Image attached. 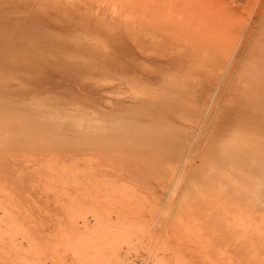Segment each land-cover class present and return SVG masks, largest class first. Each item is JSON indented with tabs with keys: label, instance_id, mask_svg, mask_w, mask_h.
I'll use <instances>...</instances> for the list:
<instances>
[{
	"label": "rangeland",
	"instance_id": "obj_1",
	"mask_svg": "<svg viewBox=\"0 0 264 264\" xmlns=\"http://www.w3.org/2000/svg\"><path fill=\"white\" fill-rule=\"evenodd\" d=\"M153 1L0 0V264H264V0H196L175 66Z\"/></svg>",
	"mask_w": 264,
	"mask_h": 264
},
{
	"label": "bare ground",
	"instance_id": "obj_2",
	"mask_svg": "<svg viewBox=\"0 0 264 264\" xmlns=\"http://www.w3.org/2000/svg\"><path fill=\"white\" fill-rule=\"evenodd\" d=\"M195 1L196 0H154L153 3L149 5L152 6L150 9L148 6L149 11L143 7L145 3L141 4V12H136L135 10V21L137 22V29L139 28L137 40L139 38L142 39L144 36L143 32L147 31L150 35V38H148L149 35L147 34L149 43L159 48V51L162 49L164 53L160 56L165 58V61L167 60L171 65H181L183 62L181 59H186L191 55L205 56L214 54L225 37L224 35H219L220 33H216V31L211 28L210 23L203 20L200 15L201 10L199 3ZM233 1L235 3L237 2V0ZM228 6L225 0L224 8L226 9ZM260 21L263 23L262 17ZM260 21L259 18H257L254 25L256 26ZM242 40L240 38L238 42L246 43V41ZM162 51L160 53H162ZM262 59L264 61V56ZM231 60L232 59H230L229 62H231ZM165 64L167 65V63ZM229 70L226 71L229 72ZM228 72H225L226 75ZM263 88L264 87L258 88V90H252V87L243 89L246 102L252 103V101H255L256 105L260 107V111L257 112L259 115H257V119L255 118V124H252V126L256 128L257 124L260 125L261 130L258 129L260 130V134L256 136L262 139H264ZM250 94H252L253 99H249ZM246 129V132H248L250 128ZM242 134H244V132H242L241 135ZM236 145L237 148L234 146L235 151L236 149L238 151V148L240 150L245 148V152L248 154L252 152L256 153L255 151L259 150V153L264 155V145H257L254 143V140H251L250 143H246L248 150H246L245 146L238 147V143H236Z\"/></svg>",
	"mask_w": 264,
	"mask_h": 264
},
{
	"label": "water",
	"instance_id": "obj_3",
	"mask_svg": "<svg viewBox=\"0 0 264 264\" xmlns=\"http://www.w3.org/2000/svg\"><path fill=\"white\" fill-rule=\"evenodd\" d=\"M239 1H243V0H239Z\"/></svg>",
	"mask_w": 264,
	"mask_h": 264
}]
</instances>
